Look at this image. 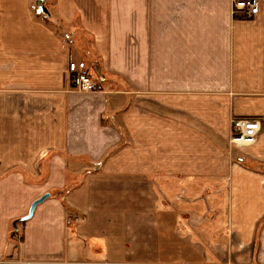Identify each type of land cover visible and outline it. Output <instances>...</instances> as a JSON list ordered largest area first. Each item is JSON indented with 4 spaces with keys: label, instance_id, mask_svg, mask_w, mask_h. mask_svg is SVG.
<instances>
[{
    "label": "crops",
    "instance_id": "1",
    "mask_svg": "<svg viewBox=\"0 0 264 264\" xmlns=\"http://www.w3.org/2000/svg\"><path fill=\"white\" fill-rule=\"evenodd\" d=\"M233 1L0 0V264H264V0Z\"/></svg>",
    "mask_w": 264,
    "mask_h": 264
},
{
    "label": "built area",
    "instance_id": "2",
    "mask_svg": "<svg viewBox=\"0 0 264 264\" xmlns=\"http://www.w3.org/2000/svg\"><path fill=\"white\" fill-rule=\"evenodd\" d=\"M259 3L255 0H237L232 4L234 19H251L258 15ZM69 83L80 93H103L104 87L92 79L90 69L84 62H71L68 66ZM234 142L239 145H253L261 133V122L256 119L232 120Z\"/></svg>",
    "mask_w": 264,
    "mask_h": 264
},
{
    "label": "water",
    "instance_id": "3",
    "mask_svg": "<svg viewBox=\"0 0 264 264\" xmlns=\"http://www.w3.org/2000/svg\"><path fill=\"white\" fill-rule=\"evenodd\" d=\"M46 1L47 0H36V6L43 12V13H47V9H46ZM50 197V194H46V195H43L41 198H39L38 200L34 201L33 204L31 205V208L29 210V214L22 218L19 222L20 223H23V222H26L28 220H30L33 215H34V212L36 210V208L42 204L43 202H45L48 198Z\"/></svg>",
    "mask_w": 264,
    "mask_h": 264
},
{
    "label": "rangeland",
    "instance_id": "4",
    "mask_svg": "<svg viewBox=\"0 0 264 264\" xmlns=\"http://www.w3.org/2000/svg\"><path fill=\"white\" fill-rule=\"evenodd\" d=\"M35 11H36V13H39L40 15H41V13H42V11H41L37 6H36V8H35ZM93 79L97 81V78H96L95 74H94V76H93ZM232 120H234V119H232ZM231 126H232V123H231ZM232 133H234L233 130H232ZM233 136H234V134H233ZM87 165H90L89 162H87ZM28 182L33 184V181H28ZM76 183H77V181H73V182H71L72 187H73ZM74 187H75V186H74ZM48 194H50V193H48ZM45 195H46V194H45ZM56 196H57V195H56ZM50 197H51V194H50ZM50 197H49V198H50ZM60 197L62 198V196H60ZM49 198H48V199H49ZM188 254H190V252H187L186 254H183V256H186V255H188ZM180 261H183V258H182Z\"/></svg>",
    "mask_w": 264,
    "mask_h": 264
},
{
    "label": "trees",
    "instance_id": "5",
    "mask_svg": "<svg viewBox=\"0 0 264 264\" xmlns=\"http://www.w3.org/2000/svg\"><path fill=\"white\" fill-rule=\"evenodd\" d=\"M47 20H48V19H47ZM65 193H66V192H63V191H62L61 193H59V196H62V198H63L64 195H65Z\"/></svg>",
    "mask_w": 264,
    "mask_h": 264
}]
</instances>
